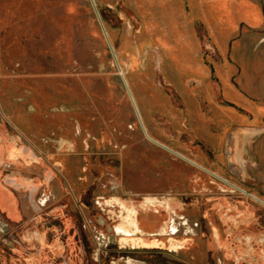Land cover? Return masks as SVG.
Here are the masks:
<instances>
[{
  "label": "rangeland",
  "instance_id": "obj_1",
  "mask_svg": "<svg viewBox=\"0 0 264 264\" xmlns=\"http://www.w3.org/2000/svg\"><path fill=\"white\" fill-rule=\"evenodd\" d=\"M94 2L0 0V177L52 196L55 264H264V0ZM158 200L200 222L177 252Z\"/></svg>",
  "mask_w": 264,
  "mask_h": 264
},
{
  "label": "flooded vegetation",
  "instance_id": "obj_2",
  "mask_svg": "<svg viewBox=\"0 0 264 264\" xmlns=\"http://www.w3.org/2000/svg\"><path fill=\"white\" fill-rule=\"evenodd\" d=\"M134 106L141 124L143 128H145L142 122V118H140V115L138 113L136 103ZM237 145H239L241 149L240 152L237 151V156L239 159H241L242 155L245 153L244 151H246L247 148V137H244L242 139V142H238ZM14 154L15 152L9 149L7 150L6 156L10 158L13 157ZM248 155L251 157L252 153L250 154L249 152ZM3 166L5 168L2 171L0 180L2 179L3 183L10 186L16 194L14 193L13 199L11 200L10 196L5 193L6 191L2 190L0 187V206L5 208L7 213L9 212L8 214H3L0 211V264H55L56 261L53 257L55 254L58 255L59 253L62 254V252H70L69 250H67V248L63 247L64 238L62 231H59V217L57 215L58 212L55 210H51L46 215H43L41 213L42 207H46L48 202L52 201V196L45 193L39 196V187L37 184H34V181H25L20 179L16 175L10 174V172L7 171V169L10 168L7 163L3 162ZM15 195L17 197L16 200ZM22 198L25 200V203L29 205L30 202L33 203L36 201L38 212L36 213L35 211H33L34 215L32 216H27L25 215V213L20 214V217L18 219V215H16L15 212L12 211V209L14 203H16L17 201H19V207L22 205ZM255 198L262 202V205H264V200L260 199L259 197ZM178 204L179 203L175 201V205ZM156 206L160 207L165 213L170 214L167 219V226L156 227V231L149 233V236L165 237L166 240L164 244L168 246L166 247L167 252H177L178 250H181L182 247L180 246L179 242H182V239H187V237H190V235L198 234L197 230L201 228L200 222L198 220L194 221L192 219H189L185 215H179L175 210L171 208V205H167L166 203H164V201H156ZM131 217L134 221V225L131 224V219L127 223L122 221L118 225H122L125 223V226H127V228L124 226H120L117 229L118 225H116L114 229L115 234L119 236L130 237L133 234L129 229L135 230V228L138 230V232L140 230V233L138 235L144 233L143 228H141L140 226L139 217L137 215L130 216V218ZM146 223L148 228H153L155 221L149 220ZM82 227L83 223L81 222V228ZM124 232H127L128 234H125ZM182 235L184 236L182 237ZM84 244L86 245L85 242ZM84 244L83 246H85ZM162 248L163 247H159L156 248V250L159 251L158 249L161 250ZM129 250L132 253L140 251H154V249L150 248L140 249L134 247L130 248ZM116 259L124 260L126 259V256L125 254H121ZM138 260L146 264H151L150 261L144 258H138Z\"/></svg>",
  "mask_w": 264,
  "mask_h": 264
},
{
  "label": "water",
  "instance_id": "obj_3",
  "mask_svg": "<svg viewBox=\"0 0 264 264\" xmlns=\"http://www.w3.org/2000/svg\"><path fill=\"white\" fill-rule=\"evenodd\" d=\"M92 2L95 3L94 0H92ZM105 33H106V38H107V40L109 41V38H108V36H107V32H106V30H105ZM109 43H110V42H109ZM110 48H111V50H112V53H113V56H114L115 60L117 61V56H116V53H115V49L113 48V46H112L111 44H110ZM117 63H118V62H117ZM122 78H123V81H124V83H125V85H126L128 91H129V94H130V96H131V99H132V101H133V103H134V105H135V102H134V100H133V98H132V95H131L130 89H129V87H128V84H127L126 79H125V77H124L123 74H122Z\"/></svg>",
  "mask_w": 264,
  "mask_h": 264
},
{
  "label": "crops",
  "instance_id": "obj_4",
  "mask_svg": "<svg viewBox=\"0 0 264 264\" xmlns=\"http://www.w3.org/2000/svg\"><path fill=\"white\" fill-rule=\"evenodd\" d=\"M0 211H1L3 214H6V213H7L6 209L3 208V207H1V206H0ZM8 213H9V212H8ZM8 213H7V214H8Z\"/></svg>",
  "mask_w": 264,
  "mask_h": 264
},
{
  "label": "bare ground",
  "instance_id": "obj_5",
  "mask_svg": "<svg viewBox=\"0 0 264 264\" xmlns=\"http://www.w3.org/2000/svg\"><path fill=\"white\" fill-rule=\"evenodd\" d=\"M125 234H128L127 232H124Z\"/></svg>",
  "mask_w": 264,
  "mask_h": 264
}]
</instances>
